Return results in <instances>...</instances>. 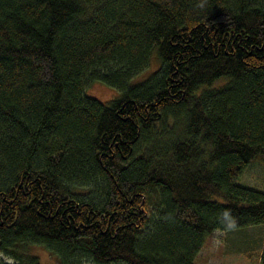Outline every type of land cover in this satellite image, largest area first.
<instances>
[{"label":"trees","instance_id":"16d2710c","mask_svg":"<svg viewBox=\"0 0 264 264\" xmlns=\"http://www.w3.org/2000/svg\"><path fill=\"white\" fill-rule=\"evenodd\" d=\"M261 156L264 0H0V264H197Z\"/></svg>","mask_w":264,"mask_h":264},{"label":"rangeland","instance_id":"374dc122","mask_svg":"<svg viewBox=\"0 0 264 264\" xmlns=\"http://www.w3.org/2000/svg\"><path fill=\"white\" fill-rule=\"evenodd\" d=\"M161 65L157 51L154 49L150 61L139 74L130 81L132 84L147 79ZM86 93L104 102L120 95V91L101 80H95L86 89ZM238 182L264 190V156L254 159L239 177ZM264 242V223L231 229H217L210 233L195 257L197 264H260ZM40 264H58L54 256L44 245L35 244L31 249ZM4 260L13 262L7 256Z\"/></svg>","mask_w":264,"mask_h":264}]
</instances>
